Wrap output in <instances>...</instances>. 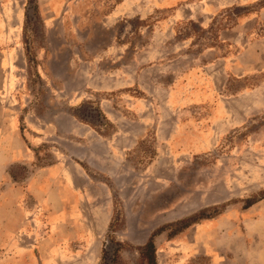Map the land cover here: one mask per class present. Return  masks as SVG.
Listing matches in <instances>:
<instances>
[{
	"label": "rangeland",
	"instance_id": "obj_1",
	"mask_svg": "<svg viewBox=\"0 0 264 264\" xmlns=\"http://www.w3.org/2000/svg\"><path fill=\"white\" fill-rule=\"evenodd\" d=\"M0 128V264H264V0H0Z\"/></svg>",
	"mask_w": 264,
	"mask_h": 264
},
{
	"label": "trees",
	"instance_id": "obj_2",
	"mask_svg": "<svg viewBox=\"0 0 264 264\" xmlns=\"http://www.w3.org/2000/svg\"><path fill=\"white\" fill-rule=\"evenodd\" d=\"M262 194H263L262 198H264V193H262ZM255 202H256V200H248L246 206L250 207ZM207 212H208L207 210H202L197 214H194L192 216L178 220L174 223L165 225V226L160 227L157 230H155L149 236L147 241L142 246L138 247L139 257H140L142 264H157L156 248H155V244H154L155 237L162 234L164 231L170 230V228L174 227L175 228L174 231L169 233V237H173V236L179 234L180 232H182L183 230L189 228L191 225L196 224L201 220H207V219L213 218L219 214L216 211V209L213 211V213H207ZM113 226H114V223L113 222L110 223L109 229H112ZM111 242L114 243V241H112V240H111ZM114 244L116 245V247H114L112 249V253H111L112 256L111 257L106 258L105 256H106L107 252H106V250H103V256L107 259V261H109L110 264H115L116 254L122 248L121 243L115 242Z\"/></svg>",
	"mask_w": 264,
	"mask_h": 264
},
{
	"label": "crops",
	"instance_id": "obj_3",
	"mask_svg": "<svg viewBox=\"0 0 264 264\" xmlns=\"http://www.w3.org/2000/svg\"><path fill=\"white\" fill-rule=\"evenodd\" d=\"M4 132H5L4 129L0 128V134L2 135ZM13 134H14V132H13ZM4 144H6L5 139L3 137L2 138L0 137V154H1V152L3 151V149L5 147ZM5 159L7 160V158H5Z\"/></svg>",
	"mask_w": 264,
	"mask_h": 264
}]
</instances>
